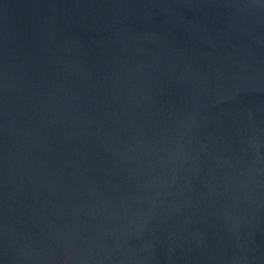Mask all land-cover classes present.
Here are the masks:
<instances>
[{"label":"water","instance_id":"95a60500","mask_svg":"<svg viewBox=\"0 0 264 264\" xmlns=\"http://www.w3.org/2000/svg\"><path fill=\"white\" fill-rule=\"evenodd\" d=\"M0 264H264V0H0Z\"/></svg>","mask_w":264,"mask_h":264}]
</instances>
